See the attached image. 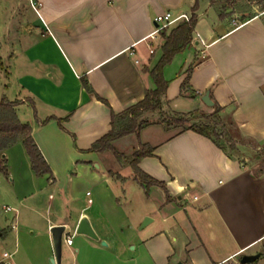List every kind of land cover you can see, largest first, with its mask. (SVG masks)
<instances>
[{"label": "crops", "instance_id": "1", "mask_svg": "<svg viewBox=\"0 0 264 264\" xmlns=\"http://www.w3.org/2000/svg\"><path fill=\"white\" fill-rule=\"evenodd\" d=\"M37 1L34 20L19 21L8 58L13 89H0V100H19L17 114L31 125L52 174H36L22 140L5 150L0 263L55 264L49 230L66 225L73 244L64 242L61 264H238L244 255L252 258L242 264H264V20L254 16L264 7L238 19L198 0L190 44L163 67L160 102L179 113L220 106L225 144L157 119L115 140L116 148L137 136L133 154L142 144L154 149L139 167L165 189H146L133 154L116 148L124 157L114 153L112 166L104 159L110 149H90L112 129L113 112L156 88L151 70L164 39L150 37L155 18L192 15L195 0ZM205 92L213 105L201 100ZM85 216L99 239L76 233Z\"/></svg>", "mask_w": 264, "mask_h": 264}, {"label": "trees", "instance_id": "2", "mask_svg": "<svg viewBox=\"0 0 264 264\" xmlns=\"http://www.w3.org/2000/svg\"><path fill=\"white\" fill-rule=\"evenodd\" d=\"M210 1L215 4L219 16L223 17L226 15V10L230 7L228 6V3H231L233 0ZM197 8L198 0H195L192 7V15L188 21L178 23L168 34H166V30L161 31L164 39L161 46L162 53L160 60L151 70V75L155 80L156 88L149 90L144 99L131 105L124 111L120 113L113 112L111 121L112 129L92 145L90 149L91 151H104L110 149L114 151L117 158L122 159L124 155L115 148L113 142L132 133L139 134L144 126L150 124L151 121L149 119H143L142 117L145 113L160 110V99L161 96L165 94L168 84L163 77V67L172 60L176 53L180 52L190 44L192 40V31L197 19L195 14ZM85 84L88 86L87 81H85ZM18 104L19 100H10L8 98L0 100V172L6 175L9 174L7 157L4 155L5 150L15 144L18 140H22L31 158L32 167L36 174L39 176L47 173L52 174L50 164L33 137L31 125L23 122L17 114L16 106ZM220 109V106L214 105L210 112L205 113L198 110L188 112L189 114L198 112L200 120L205 119L208 120L209 123L201 126L192 124L182 128L181 131L193 130L211 138L217 145L223 146L219 143V140L225 135L224 124L219 116ZM188 120L189 118L184 116L174 118V122L181 125H184ZM212 123H214V127L220 128L219 131L214 127L208 131V128ZM228 140L230 139H227V141ZM153 151L154 149L149 144H142L141 148L130 158V164L134 169L136 179L139 180L146 189H149L154 185L161 186L165 189L164 183L154 179L139 167L140 160L146 156H153Z\"/></svg>", "mask_w": 264, "mask_h": 264}, {"label": "rangeland", "instance_id": "3", "mask_svg": "<svg viewBox=\"0 0 264 264\" xmlns=\"http://www.w3.org/2000/svg\"><path fill=\"white\" fill-rule=\"evenodd\" d=\"M228 6L230 7L226 10V12L230 10V12L237 13L235 15H237L236 17L239 19L251 16L254 14V11L260 10L262 7H264V0H233L231 3H228ZM34 12L35 11L30 0H13L11 1L10 5L6 3L5 0H0V60L2 61L0 68L1 76L3 77V81L0 82L1 91L6 90L9 93L13 89V87L9 86L11 82H14V77L9 76L7 73L9 68L8 58L9 53L13 52L14 48L18 46L16 41H18L21 36L19 21H22V19L26 18L27 22H32L35 17ZM19 59L20 57H18V61ZM180 116L188 117L189 120L184 125L175 123L174 118ZM148 119L150 121L156 119L160 120V123L164 124L165 126L172 127L175 131H179L182 128L192 124L201 126L203 124L209 123L208 120H200L198 112L191 114L174 112L164 108L162 103H160V110L148 114ZM212 127H214V123L209 126L208 131H210ZM214 128L218 131L220 129L218 127ZM219 142L222 143V145L225 144L223 140H219ZM136 146H138L137 136H128L116 143V148L119 151L125 153L127 156H132ZM105 155V161L108 164L115 166L116 160L114 152L108 150ZM123 163V168H121V170L122 172L127 173L131 170V166L127 162ZM1 204L12 205L11 202L4 200L1 202ZM64 253H68L73 256L72 251L66 246L64 248Z\"/></svg>", "mask_w": 264, "mask_h": 264}, {"label": "water", "instance_id": "4", "mask_svg": "<svg viewBox=\"0 0 264 264\" xmlns=\"http://www.w3.org/2000/svg\"><path fill=\"white\" fill-rule=\"evenodd\" d=\"M201 100L206 104V105H213V102L211 101L210 97H209V93L205 92L202 97ZM149 217L145 219L144 224H146L147 221H149ZM67 227L66 225H56L51 227V229L49 230L50 232V236L53 242V247H54V252H55V257L53 259V262L55 264H61V258H62V253H63V246H64V241H63V236L64 233L66 232ZM77 234H84V235H88L94 239H99L98 234L96 233L95 229L93 228L89 218L87 216L83 217L77 227L76 230ZM105 244V241L103 242ZM251 256L249 255H244L241 258V264L242 263H246L249 262L251 260ZM178 264H182V263H178Z\"/></svg>", "mask_w": 264, "mask_h": 264}, {"label": "built area", "instance_id": "5", "mask_svg": "<svg viewBox=\"0 0 264 264\" xmlns=\"http://www.w3.org/2000/svg\"><path fill=\"white\" fill-rule=\"evenodd\" d=\"M32 6L35 10H38V1L37 0H31ZM255 17L257 16H261L264 20V9L261 10L260 12L256 13L254 15ZM191 18V14H187V13H180L175 15L173 12L171 11H166L165 13L158 15L155 18V23H156V27L155 30L151 33L150 37L155 39L157 37V35H159L161 33L162 30H166L168 29L171 25L183 20V21H188ZM234 23H236L234 21ZM241 25V24H240ZM154 49L151 48V53H154ZM6 210H10L11 207L6 206L5 207ZM63 241L65 243H67L68 245H72L73 244V237L72 235L68 234L67 232L64 233L63 236ZM241 264V263H238Z\"/></svg>", "mask_w": 264, "mask_h": 264}]
</instances>
